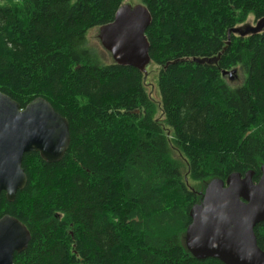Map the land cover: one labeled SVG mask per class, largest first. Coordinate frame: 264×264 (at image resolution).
<instances>
[{
    "label": "trees",
    "instance_id": "16d2710c",
    "mask_svg": "<svg viewBox=\"0 0 264 264\" xmlns=\"http://www.w3.org/2000/svg\"><path fill=\"white\" fill-rule=\"evenodd\" d=\"M124 3L0 0V93L21 108L46 100L70 136L57 163L25 154V188L0 195V218L30 234L13 264H223L188 252L190 211L212 180L260 178L264 30L231 31L263 19L264 0H139L158 107L140 70L87 45ZM237 69L231 86L222 72ZM254 234L264 251V223Z\"/></svg>",
    "mask_w": 264,
    "mask_h": 264
},
{
    "label": "water",
    "instance_id": "95a60500",
    "mask_svg": "<svg viewBox=\"0 0 264 264\" xmlns=\"http://www.w3.org/2000/svg\"><path fill=\"white\" fill-rule=\"evenodd\" d=\"M151 17L141 4L122 5L113 20L99 28L101 46L118 65L140 70L145 76L150 64L145 31ZM264 18L255 27L242 26L231 32L239 36L260 33ZM224 71L222 76H231ZM70 136L65 118L42 98L21 108L0 93V195L7 202L25 188L27 177L21 167L27 153H37L48 163L59 162L68 149ZM257 182L254 172L232 174L225 182L212 180L201 202L190 211L191 223L185 245L196 259H216L223 264H264V251L256 241L254 228L264 223V165ZM30 234L17 219L0 218V264H13L15 254L23 252Z\"/></svg>",
    "mask_w": 264,
    "mask_h": 264
},
{
    "label": "rangeland",
    "instance_id": "374dc122",
    "mask_svg": "<svg viewBox=\"0 0 264 264\" xmlns=\"http://www.w3.org/2000/svg\"><path fill=\"white\" fill-rule=\"evenodd\" d=\"M129 3L132 6L138 5L139 0H125L124 4ZM123 4V5H124ZM256 22H254L253 18L250 17L248 21L243 26H249V27H255ZM87 45L90 46L95 50V52L99 55L100 59L104 61L105 63L111 62V57L108 55L106 51L103 50L99 40H98V30L94 29L90 31L87 35ZM156 68L151 63L147 67V75L145 76V88L147 93L149 94L151 100L154 102V104L158 107L160 103V95L157 89L156 85ZM244 75L242 70L237 69L235 70V73L231 76H225L226 82L231 85H238L243 82ZM158 116L157 118H159ZM188 185L192 188L198 191L196 184L192 182H188Z\"/></svg>",
    "mask_w": 264,
    "mask_h": 264
}]
</instances>
